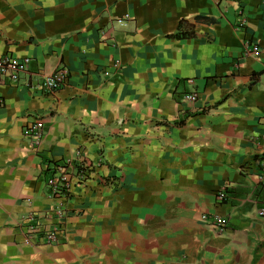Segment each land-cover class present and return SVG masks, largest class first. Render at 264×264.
<instances>
[{
  "label": "crops",
  "instance_id": "1",
  "mask_svg": "<svg viewBox=\"0 0 264 264\" xmlns=\"http://www.w3.org/2000/svg\"><path fill=\"white\" fill-rule=\"evenodd\" d=\"M5 55L30 63L0 78V264H264V0H0ZM60 67L56 93L26 86ZM82 163L87 184L48 198ZM60 204L58 242L28 239Z\"/></svg>",
  "mask_w": 264,
  "mask_h": 264
},
{
  "label": "built area",
  "instance_id": "2",
  "mask_svg": "<svg viewBox=\"0 0 264 264\" xmlns=\"http://www.w3.org/2000/svg\"><path fill=\"white\" fill-rule=\"evenodd\" d=\"M243 22L239 24L241 27ZM244 52L247 54H258L259 48L257 42L246 40L244 43ZM30 63L29 58L17 59L15 57L5 55L0 56V78L8 80L11 83H17L21 74L27 73V68ZM68 70L60 67L53 73L42 76L40 80L33 85L27 84L30 89L43 94H54L59 91L68 81ZM192 83V81H190ZM184 100L187 103H196V92H190L184 95ZM264 122V119H263ZM43 120L36 119L24 131L25 135L33 137L32 146H37L41 141L43 135ZM251 141L256 146V150L260 155L259 163V177L261 182L264 183V132L251 138ZM100 164H97L98 167ZM94 166L87 163H82L69 169L65 166H57L51 173L47 180V195L50 199H67L74 185L84 186L87 184L91 176ZM217 203H224L228 200V195L224 188H220L215 195ZM257 217L264 219V207L257 211ZM50 219H54L55 223L51 226H44L37 220L34 214H30L26 219V226H24L25 234L28 239L41 238L44 244H56L59 239V234L66 225L67 209L63 204L58 205L52 209L48 215ZM206 219L205 216H203ZM216 229L222 232L225 228V222L219 218L212 219Z\"/></svg>",
  "mask_w": 264,
  "mask_h": 264
}]
</instances>
